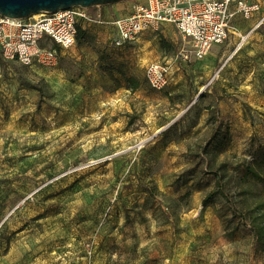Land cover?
Here are the masks:
<instances>
[{"label": "rangeland", "instance_id": "obj_1", "mask_svg": "<svg viewBox=\"0 0 264 264\" xmlns=\"http://www.w3.org/2000/svg\"><path fill=\"white\" fill-rule=\"evenodd\" d=\"M87 10L111 21L125 4ZM234 28L199 60L171 26L118 50L110 25L53 65L0 59V264H264L221 198L202 207L210 172L238 202L264 159V5Z\"/></svg>", "mask_w": 264, "mask_h": 264}, {"label": "built area", "instance_id": "obj_2", "mask_svg": "<svg viewBox=\"0 0 264 264\" xmlns=\"http://www.w3.org/2000/svg\"><path fill=\"white\" fill-rule=\"evenodd\" d=\"M124 4V14L111 21L100 12L91 15L80 7L43 13L38 19L0 16V59L26 67L53 65L62 51L74 46L78 28L87 31L110 25V45L118 50L144 32L171 26L184 42L179 56L199 60L235 34L237 18L248 19L259 12L264 0H134ZM144 76L151 89L168 84L167 70L157 64L147 66Z\"/></svg>", "mask_w": 264, "mask_h": 264}, {"label": "trees", "instance_id": "obj_3", "mask_svg": "<svg viewBox=\"0 0 264 264\" xmlns=\"http://www.w3.org/2000/svg\"><path fill=\"white\" fill-rule=\"evenodd\" d=\"M77 30L76 42L86 39L88 35L86 31L80 28ZM160 48L164 54L170 50L174 52L172 45L164 39L160 40ZM125 83L126 90L130 93L139 88V82L133 77H125ZM209 174L215 178V188L203 198L202 207L207 208L213 205V199L216 196L221 198L228 206L232 217L251 233L254 247L264 254V159L246 167L245 182L250 177L258 188L256 191L241 189L238 202L225 190L223 184L225 173H222L220 168Z\"/></svg>", "mask_w": 264, "mask_h": 264}, {"label": "water", "instance_id": "obj_4", "mask_svg": "<svg viewBox=\"0 0 264 264\" xmlns=\"http://www.w3.org/2000/svg\"><path fill=\"white\" fill-rule=\"evenodd\" d=\"M134 0H0V16L26 20L43 13H56L74 7L91 9Z\"/></svg>", "mask_w": 264, "mask_h": 264}, {"label": "crops", "instance_id": "obj_5", "mask_svg": "<svg viewBox=\"0 0 264 264\" xmlns=\"http://www.w3.org/2000/svg\"><path fill=\"white\" fill-rule=\"evenodd\" d=\"M218 220H219V219H218ZM219 224H220V223H219ZM222 233H223V235H224V234H225V230L222 229Z\"/></svg>", "mask_w": 264, "mask_h": 264}, {"label": "bare ground", "instance_id": "obj_6", "mask_svg": "<svg viewBox=\"0 0 264 264\" xmlns=\"http://www.w3.org/2000/svg\"><path fill=\"white\" fill-rule=\"evenodd\" d=\"M37 16H35V18H36Z\"/></svg>", "mask_w": 264, "mask_h": 264}]
</instances>
